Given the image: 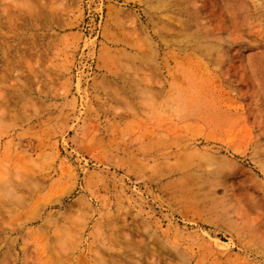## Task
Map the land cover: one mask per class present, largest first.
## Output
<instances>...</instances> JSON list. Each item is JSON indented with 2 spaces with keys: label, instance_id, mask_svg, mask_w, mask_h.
Segmentation results:
<instances>
[{
  "label": "rangeland",
  "instance_id": "1",
  "mask_svg": "<svg viewBox=\"0 0 264 264\" xmlns=\"http://www.w3.org/2000/svg\"><path fill=\"white\" fill-rule=\"evenodd\" d=\"M0 264H264V0H0Z\"/></svg>",
  "mask_w": 264,
  "mask_h": 264
}]
</instances>
